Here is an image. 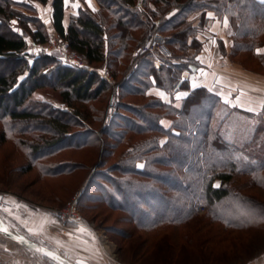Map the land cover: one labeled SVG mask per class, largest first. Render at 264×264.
Listing matches in <instances>:
<instances>
[{
	"label": "trees",
	"instance_id": "1",
	"mask_svg": "<svg viewBox=\"0 0 264 264\" xmlns=\"http://www.w3.org/2000/svg\"><path fill=\"white\" fill-rule=\"evenodd\" d=\"M34 1L51 4L54 31L50 35L41 23L22 28L40 47L31 55L25 35L10 24L16 16L10 0H0V64L7 66L0 70V141L18 136L26 151L22 153L31 163L46 156L45 150H54L53 156L67 147H93L100 140H92L97 137L96 130L87 126L99 117H91V110L97 109L90 108L88 102L109 89V82L89 67L106 63V68L123 80L116 112L101 129V167L85 177L79 190L82 217L90 221L83 211L96 210L105 222L112 220L106 229L118 240L138 239L131 247L132 257L126 258L132 264H145L137 259L139 251H146V255L159 248L158 242L165 238L179 237L180 244L202 249L213 240L216 227H264V200L250 191L253 187L264 190V113L229 105L207 86L181 79L184 71L199 75L205 68L197 58L202 42L196 28H209L213 17L228 20L229 49L226 51L222 40L220 44L230 60L264 74L247 63L256 59L264 66V3L97 0L99 9L81 8L70 15L65 26L64 0ZM23 17L21 13L20 23H28L29 16ZM156 30L163 34L170 53L141 51ZM54 32L84 55L87 65L46 52ZM246 55L247 60L243 59ZM157 58L162 60L161 67H157ZM22 74H26L23 81L19 79ZM40 88L59 90L71 109L35 98L34 92ZM179 91L188 92L177 104ZM127 96L148 101H126L123 98ZM222 107L227 112L218 121ZM234 113L256 119L251 136L241 143L224 134V126L232 124ZM163 118L171 121L168 127ZM72 126L79 129L72 131ZM71 163L50 164L46 172L58 176L82 167L81 163ZM35 166L44 172V165ZM240 177H245L246 183L237 184ZM200 205L206 208L202 214L198 212ZM20 232L49 246L24 229ZM162 249L155 264H180L173 261L168 249ZM208 256L202 253L201 258L205 261Z\"/></svg>",
	"mask_w": 264,
	"mask_h": 264
},
{
	"label": "rangeland",
	"instance_id": "2",
	"mask_svg": "<svg viewBox=\"0 0 264 264\" xmlns=\"http://www.w3.org/2000/svg\"><path fill=\"white\" fill-rule=\"evenodd\" d=\"M97 0H90L93 3ZM12 7L16 11L15 18H12L10 24L12 28L19 32L23 33L28 42V53L34 55L37 50H40V47L35 44L32 40L31 34L26 33L22 28L26 25L30 26L31 28L35 27L39 23L43 25V29H46L47 32L51 35L53 33V28L51 25V15H52V7L51 4H42L40 2L34 0H10ZM73 5H78V7H73ZM99 5V3H98ZM100 7V6H99ZM65 5V9H66ZM87 8L92 11L93 10L89 7V0H69L68 3V11L69 14L73 11L70 15L76 11L78 13L79 9ZM99 9V8H98ZM175 12V11H174ZM23 14L25 19L26 15L29 16V22L26 24L20 23V14ZM172 15V13L170 14ZM31 19V20H30ZM16 21L15 24L12 22ZM33 21V22H32ZM70 21V17H69ZM197 29V36L201 31H207V28H196ZM29 31V29H27ZM227 33L230 35V29L227 26ZM52 32V33H51ZM158 34L163 38V34L160 33L158 30L154 32V34ZM153 34V35H154ZM153 37V36H152ZM151 37V38H152ZM150 38V39H151ZM230 38V36H229ZM149 39V40H150ZM199 39V38H198ZM205 41L202 39L200 40L206 44H212L213 41ZM163 49H155L156 51H162L166 53H170V50L167 45L164 43L163 38ZM48 44V43H47ZM46 44V45H47ZM220 50L224 55L225 51L223 48L220 47ZM142 52H144L141 49ZM57 56L59 54L57 52ZM153 53V52H152ZM249 55H246L243 59L247 60ZM32 59V56H31ZM255 61H247L248 65L251 68L259 69L261 72H264V66L254 59ZM32 60H30L31 62ZM132 62V61H130ZM234 62V61H233ZM157 67H161L162 60L156 59ZM239 65L241 64L239 61L236 62ZM106 64V63H105ZM90 65V69H95L98 73L107 79L109 82V89L104 91L99 98L93 99L92 101L88 102L89 107H93L97 109L96 112L91 110V117H99L97 121L94 120L92 123L93 125H89L87 127L94 128L96 130L97 137H93L92 140H96L98 138L100 141L94 142L93 147H88L83 150H78L76 148L67 147L66 149L59 151L55 155H51L52 151H44L47 155L44 157L39 156L35 163H31V158L27 156L25 153L26 151L20 147V143L18 142V136H11L8 140L0 141V193L3 194L4 200L6 204H3L0 213L5 220L8 227L12 230H15L20 233V230L25 229L23 226L20 225V202L30 204L34 211H40L43 214L49 212H54L56 209L65 206L70 200L74 198V196L78 193V191L82 188L85 183V177L93 175L94 172L97 171L98 168L101 166L99 162L101 161L102 151L101 148L103 145V138L101 133V129L106 126L107 122L110 118H113L114 113L116 112L117 103L119 101V92H120V84L122 83V77H116L106 68V65ZM259 64V65H257ZM205 66V65H204ZM206 67V66H205ZM7 66L5 64H0V70H5ZM186 73V71H184ZM184 73L181 76L182 80L189 79L193 82H196L198 79V75L196 73H190L191 76L187 77L184 76ZM26 74H22L21 76H25ZM20 76V77H21ZM113 76V77H112ZM19 77V78H20ZM112 77V78H111ZM187 77V78H186ZM211 89V88H210ZM216 92L218 95H221L220 91L215 89H211ZM35 98H40L45 100L46 102L52 103L54 106H59L60 109H71L66 102H63L61 99L60 91L57 89H50V88H40L34 92L33 95ZM126 101H136L139 100L141 102L146 103L148 101L147 98H138L134 96H127L123 98ZM224 100V98L222 97ZM229 105V102H227ZM88 105V104H87ZM113 106V108H111ZM237 106V105H236ZM239 107V106H238ZM227 112V109L222 107L219 110L218 121L223 117V115ZM98 115H97V114ZM96 114V115H95ZM93 115V116H92ZM94 117V118H95ZM233 119L231 121V125H227L225 128L224 126V134L228 135L231 139L236 142H242L251 136L252 131L255 127L256 119L250 118L248 116H241L236 113L233 114ZM166 118L162 119L163 122H167ZM112 121V120H111ZM169 121V120H168ZM171 122V121H170ZM168 123V122H167ZM166 124V123H165ZM170 124V123H169ZM0 122V131L2 129ZM7 127H10L8 123ZM79 128L72 126L70 130L76 131ZM165 139V138H164ZM93 140V141H94ZM100 146V147H99ZM40 154V153H39ZM37 154V155H39ZM44 154V153H43ZM65 161H71L72 163H81L82 167L69 172L67 174H62L58 176L48 175L49 173L46 172L48 165L56 164V163H65ZM39 162V163H38ZM71 163V164H72ZM34 164V165H33ZM35 164H39L40 167H45L43 175L41 173L42 170H39L38 166ZM70 164V163H69ZM35 166V167H34ZM51 173V172H50ZM247 179L245 177H240L236 183H246ZM252 193H256L259 197L264 200V190L258 187H253L250 190ZM249 192V193H251ZM78 203V202H77ZM29 205V206H30ZM3 206H8L6 209ZM205 207V205H200L198 212L200 214L206 211L201 210V207ZM79 209V207H78ZM96 210L93 209H86L83 211V215L89 219L90 221L84 219L81 214V210L79 212L81 214L82 219L87 223H93L94 226L100 231L102 237L104 238L106 244L111 251L113 258L107 257L104 253L106 259L112 261L114 259L122 262L123 264H132L126 261L127 259L130 260L134 250L131 249L133 245H136L138 239H134L131 241H120L116 237V235L110 231H107L106 226L111 225V221L105 222L103 220V216H97L95 213ZM32 210H30V213ZM49 214V213H48ZM49 218V217H47ZM56 219V217H54ZM52 219V218H51ZM50 219V220H51ZM42 221L44 220L41 219ZM52 224V221H51ZM53 226V224H52ZM72 226V225H70ZM192 225L190 226V228ZM86 229L85 227H82ZM81 228V229H82ZM213 240L208 242L202 249L201 247H197L191 244H180L179 237L173 238L172 240L165 238L158 242L159 248L156 250H150V252L146 255H143L146 251H139L140 256L137 258L138 261L143 259L145 264H155L158 260L159 256L161 255V251L163 247L165 250L168 249V253L171 255L173 261H176L180 264H231L232 261L236 259L245 258L248 259L253 252L257 250H261V246L264 245V227L263 228H255L249 230H223L221 227L214 228ZM87 230V229H86ZM91 233L90 230H87ZM201 232V231H200ZM32 234V233H31ZM41 234V233H40ZM40 234H36L37 238H40ZM94 236V235H93ZM96 239V238H95ZM170 240V241H169ZM177 244V245H176ZM176 245V246H175ZM15 246V248H14ZM7 247H12L16 254L18 260L16 262L18 264H54L50 260L44 258L45 256L41 255L38 252L30 250L25 246L20 245L19 243L3 236L0 233V252L5 254L8 259H12V255L6 253ZM102 251V250H101ZM166 252V251H165ZM202 253L209 254V258L207 260H202ZM127 258V259H126ZM112 259V260H111ZM115 263V261H112Z\"/></svg>",
	"mask_w": 264,
	"mask_h": 264
},
{
	"label": "crops",
	"instance_id": "3",
	"mask_svg": "<svg viewBox=\"0 0 264 264\" xmlns=\"http://www.w3.org/2000/svg\"><path fill=\"white\" fill-rule=\"evenodd\" d=\"M66 7L64 14L65 26L68 25L70 14L73 12L71 11L67 14L70 9H68V4ZM90 8L96 10L99 8V5L94 1L91 3ZM75 13L76 11L73 14ZM211 16L213 17L212 14ZM209 24L210 27L207 28V31L200 30L197 36L199 40L203 39L205 41L208 39L207 42L209 40L213 41L211 45L203 43L204 45L197 56L199 61L206 67L198 75L199 80L196 82L190 80L191 83L195 84L199 82L208 88L220 91L224 101L232 105H237L250 111H262L264 113V74L253 72L244 68L241 64L239 65L231 61L228 53L225 52L226 55H224L220 50L223 43L225 44L226 51L229 49L230 38L229 33H227L228 20L213 17ZM220 40L223 41L222 45L220 44ZM187 92L179 91L176 94V98L178 95L181 97L178 99L177 104L187 95ZM165 120L168 123L163 122V124L168 127L170 120L167 118ZM29 205L20 202V209H23V211L20 210V225L25 228L24 230L34 235L35 233H41L40 238L45 240L49 246L59 251L65 250L67 252L66 256L70 259L74 260L78 257L84 258L89 264H123L122 262L118 263L116 259H111L115 263L106 259L95 237L86 229L80 226L62 228L54 218L53 211H48L42 216V212L34 211L32 206ZM7 207L3 206L4 209ZM30 210H32L31 213ZM43 218L44 220L42 221L41 219ZM11 248L7 247L6 253L8 256L12 255V259H8L5 254L0 252V263L18 264L16 262L18 259L15 257L16 252ZM231 264H264V245L261 246V250L253 252L248 259H236Z\"/></svg>",
	"mask_w": 264,
	"mask_h": 264
},
{
	"label": "built area",
	"instance_id": "4",
	"mask_svg": "<svg viewBox=\"0 0 264 264\" xmlns=\"http://www.w3.org/2000/svg\"><path fill=\"white\" fill-rule=\"evenodd\" d=\"M163 38L154 34L153 37L148 40L145 45L142 47L144 52H154L155 49H163ZM46 52H57L59 56L62 58L75 63L79 66L87 65V60L84 55L74 50L68 43V41L59 33L54 32L53 37L50 42L45 46ZM184 76H191L188 72L184 73ZM113 77V76H112ZM111 77V78H112ZM186 77V78H187ZM113 108V106H111ZM78 193L74 196L72 200H70L65 206L58 208L55 210V217L60 227L68 228L70 227V223H76L80 227H85L87 230H90L91 233L96 238L97 243L99 244L102 252L110 258H113L111 251L109 250L108 245L106 244L104 238L102 237L100 231L94 226L93 223L85 222L78 209ZM4 197V196H3ZM6 204L4 198L0 200V206ZM205 207H201V210H204ZM62 254L66 255L67 252L65 250L61 251ZM0 264H10V263H0Z\"/></svg>",
	"mask_w": 264,
	"mask_h": 264
},
{
	"label": "water",
	"instance_id": "5",
	"mask_svg": "<svg viewBox=\"0 0 264 264\" xmlns=\"http://www.w3.org/2000/svg\"><path fill=\"white\" fill-rule=\"evenodd\" d=\"M2 198H3V194L0 193V200ZM0 233L3 236L19 243L20 245L25 246L26 248L38 252L41 255L51 259L55 264H61V262H63V264H89V262L84 258L78 257L74 260L70 259L69 257L63 255L58 249H53L37 240L30 238L29 236L21 232L19 233L15 230L9 229L1 213H0Z\"/></svg>",
	"mask_w": 264,
	"mask_h": 264
},
{
	"label": "snow or ice",
	"instance_id": "6",
	"mask_svg": "<svg viewBox=\"0 0 264 264\" xmlns=\"http://www.w3.org/2000/svg\"><path fill=\"white\" fill-rule=\"evenodd\" d=\"M261 2L264 3V0H261ZM64 3H65V5H67V4L69 3V0H64ZM89 6L91 7L90 0H89ZM73 7H78V5H73ZM93 10H94V9H93ZM12 23L15 24L16 21H13ZM37 51H39V50H37ZM19 79H20L21 81H23V80L25 79V77L21 76ZM180 98H181V97L178 95V96H177V99H180ZM141 167H142V165H141ZM216 187H219V185H216ZM61 264H63V262H61Z\"/></svg>",
	"mask_w": 264,
	"mask_h": 264
},
{
	"label": "bare ground",
	"instance_id": "7",
	"mask_svg": "<svg viewBox=\"0 0 264 264\" xmlns=\"http://www.w3.org/2000/svg\"><path fill=\"white\" fill-rule=\"evenodd\" d=\"M3 198H4V197H3ZM3 198H2V199H3ZM2 199H1V200H2ZM9 229H11V228L9 227ZM11 230H12V229H11Z\"/></svg>",
	"mask_w": 264,
	"mask_h": 264
}]
</instances>
